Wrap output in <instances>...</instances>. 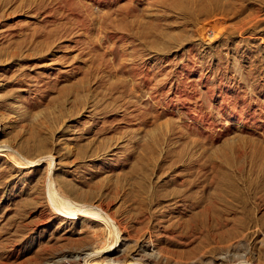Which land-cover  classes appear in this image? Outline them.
<instances>
[{
    "label": "rangeland",
    "instance_id": "rangeland-1",
    "mask_svg": "<svg viewBox=\"0 0 264 264\" xmlns=\"http://www.w3.org/2000/svg\"><path fill=\"white\" fill-rule=\"evenodd\" d=\"M0 264H264V0H0Z\"/></svg>",
    "mask_w": 264,
    "mask_h": 264
},
{
    "label": "bare ground",
    "instance_id": "bare-ground-1",
    "mask_svg": "<svg viewBox=\"0 0 264 264\" xmlns=\"http://www.w3.org/2000/svg\"><path fill=\"white\" fill-rule=\"evenodd\" d=\"M233 183V182H232ZM231 183V181L229 180L228 182H225V186L226 185H231L232 184ZM219 184V183H218ZM234 186H235V184H234ZM224 198H225V196L223 197V196H221V199L222 200H224ZM214 202V201H213ZM218 204V203H217ZM216 208H218V207H216V204L215 203H212V202H210V208H208V211H210V210H216ZM229 209L230 208H228V209H226L225 210V213H223V214H225V215H230V211H229ZM227 211V212H226ZM211 212V211H210ZM218 214H221L220 212H218ZM222 216V215H221ZM234 217H235V215H234ZM216 221V226L215 227H219L220 228V226H222L223 224H225L226 225V223H227V221H228V218H227V221H223L221 218H218V219H216L215 220ZM227 226V225H226ZM222 228V227H221ZM223 229V228H222ZM217 240V239H216Z\"/></svg>",
    "mask_w": 264,
    "mask_h": 264
}]
</instances>
